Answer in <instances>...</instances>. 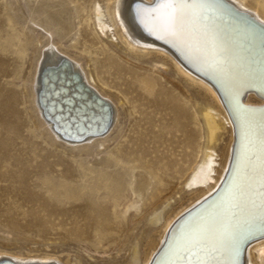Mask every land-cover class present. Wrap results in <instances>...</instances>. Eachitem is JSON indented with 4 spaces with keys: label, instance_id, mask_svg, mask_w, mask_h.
<instances>
[{
    "label": "bare ground",
    "instance_id": "6f19581e",
    "mask_svg": "<svg viewBox=\"0 0 264 264\" xmlns=\"http://www.w3.org/2000/svg\"><path fill=\"white\" fill-rule=\"evenodd\" d=\"M26 3L25 12L20 0H10L5 5L4 29L0 24V80L10 79L7 83L13 87L6 88L0 82V131L7 140L43 127L55 140L100 154L97 190L102 186L108 188L107 184L116 188L121 185L114 167L127 165L136 170L140 180L133 193L137 197L144 194L151 177H157L161 184L200 153L184 183L195 190V197L172 219L164 221L142 264H151L153 259V264H252L254 252L264 264V0H105V7L92 1L88 10L82 0ZM71 3L77 5L74 12ZM147 5L154 7L148 9ZM17 17L23 20L20 29L16 27ZM75 17H80L84 26L79 55H87V62L58 49L56 42L48 41L44 48H39L41 41L23 31L24 24L32 22L46 30L49 38L64 40L73 29ZM89 27L91 31L86 34ZM117 39L124 45V55L113 49ZM29 44H34L35 56L23 68ZM133 45L142 47L139 52L144 56L164 54L165 59H157L154 68L172 66L175 75L199 86L206 96V101L202 100L197 107L201 122L194 107L188 105L189 99L186 100L179 82L170 80L168 87L154 70L125 56ZM171 49L189 67L210 78L217 89L182 64ZM54 69L56 75L61 73L65 78L60 84V78L52 83L59 87L49 104L52 98L46 99L45 94L51 93V89L45 88ZM18 80L22 85L16 89ZM41 80L46 83L44 87ZM106 88L118 91L127 111L126 125L113 138L108 134L115 125L117 106ZM71 89L76 98L68 101L64 98ZM92 95L102 100L104 111L97 107V101L87 102ZM73 99L81 106H68ZM62 106L67 108L65 113H46L51 107L61 110ZM68 109L74 110L77 119L86 115L95 120L93 128L87 130L90 133L70 137L72 129L65 120L60 123L53 119L54 115L68 113ZM163 116L172 120L170 128L177 136L172 142L164 138ZM8 124L13 127L7 129ZM60 128L66 134H61ZM225 132L228 140L219 164L217 149ZM105 181L107 184L101 186ZM43 182L50 190L62 188L66 197L80 192L64 180L54 184L47 175ZM160 213H153L149 222L155 225L161 219ZM49 216L47 220L38 219V223H52ZM255 236L258 237L242 249L244 241ZM138 256L136 245L132 246L126 264H136ZM3 259L20 264H65L47 254L0 253V261Z\"/></svg>",
    "mask_w": 264,
    "mask_h": 264
},
{
    "label": "rangeland",
    "instance_id": "374dc122",
    "mask_svg": "<svg viewBox=\"0 0 264 264\" xmlns=\"http://www.w3.org/2000/svg\"><path fill=\"white\" fill-rule=\"evenodd\" d=\"M9 1L0 0V24L3 29L7 15L5 5ZM82 1L87 10L92 1H99L105 7V0ZM20 3L26 12V0H20ZM76 8L77 5L71 3L73 12ZM15 20L17 29H20L23 20L18 17ZM82 26L80 17H75L73 29L64 40H59L56 36L49 38L46 30L32 22L24 24L23 31L26 35L33 34L41 41L39 48H44L48 41L56 42L54 45L58 49H65L71 57L87 62V55H79L82 49L81 38L84 35ZM90 31L89 27L86 34ZM114 33L118 37L116 28ZM72 43H75V47H71ZM27 48L23 68L35 56L34 44H29ZM123 48L124 45L117 39V46L113 49L124 55ZM140 48L142 49L140 46L130 47L128 55L125 56L135 63H142L147 69L154 70L166 80L168 87L171 81L179 82V88L186 96L184 97L189 99L188 105H192L197 111L198 103L206 101L199 86L191 84L182 75H175L172 66L154 68L153 63L157 59H165L164 54L149 53L144 56L139 52ZM9 80L1 79L0 82L6 88H13L7 83ZM21 85L22 81L18 80L16 89L21 88ZM105 90L116 100L117 118L108 134L109 138H113L126 125L127 111L116 89ZM197 115L201 122L198 111ZM163 122L166 126L163 132L166 142L174 141L177 136L170 128L173 125L172 120L169 116H163ZM110 123L109 120L107 129ZM12 127L11 124L7 125V129ZM2 132L0 131V253L22 256L47 254L65 264H126L130 248L136 245L139 255L136 264H142L144 256L151 253L149 244L159 236L164 221L169 217L172 219L196 195L195 190L185 187L184 183L192 167L198 162L200 153L178 167L175 170L177 173L161 184L157 177H151L144 194L137 197L133 190L140 177L136 170L128 169L127 165L114 167L121 184L119 187L105 181L100 185L106 183L110 188L102 186L97 190L99 153L92 149L81 151L61 140H55L45 133L43 127L35 133L25 131L12 140H7ZM227 140L228 133L225 132L217 149L219 164ZM200 143L203 145L204 137H201ZM219 164L216 165L217 170L220 168ZM88 168L93 170L92 173ZM44 175L54 184L64 180L70 188L80 192L75 197H66L60 187L50 190L43 182ZM130 204L133 206L126 209ZM159 211L161 221L155 225L150 223V217ZM49 215L52 216V223H38V219L47 220ZM95 223L98 226H90ZM252 264H262L256 252L252 256Z\"/></svg>",
    "mask_w": 264,
    "mask_h": 264
},
{
    "label": "water",
    "instance_id": "95a60500",
    "mask_svg": "<svg viewBox=\"0 0 264 264\" xmlns=\"http://www.w3.org/2000/svg\"><path fill=\"white\" fill-rule=\"evenodd\" d=\"M136 5L137 6H139V7H143V4L142 3H139V2H136ZM136 6V7H137ZM147 7H149L148 9H151L152 7H154V5H151V6H149V5H147ZM171 51L174 53V51L171 49ZM176 56H177V54L176 53H174ZM177 58L182 62V64H184L188 69H190L191 71H193L194 73H196L198 76H200L201 78H203L204 80H206V81H208L209 83H211L216 89H217V86L213 83V81L210 79V78H208L207 76H205V75H203L202 73H200V72H198V71H196L195 69H193V68H191V67H189L187 64H185V62L179 57V56H177ZM61 66V65H60ZM58 69H62V68H58ZM54 74H53V77H51L50 79H49V81L50 82H48L49 84H48V86H46V88H45V90H48V89H51V93H49L48 91H46V94H45V98L46 99H50V98H52V100H50L51 102L49 103V104H52L53 103V98L56 96L55 95V93H54V90L56 89V88H58L59 86H57V85H55L56 86V88L54 87V85H52V83H54L56 80H57V78H60L58 81H57V83L58 84H60V82L61 81H63L64 80V76L60 73V74H58V75H56V72H57V69H54V71H52ZM68 79L69 78H67V80H66V82H65V84H67V82H68ZM48 81V80H47ZM41 82H42V87H44V83H45V81L43 82L42 80H41ZM46 84V83H45ZM61 88V87H60ZM43 90H44V88H42ZM85 90L86 91H88L87 93H89V90H88V88H86L85 87ZM250 91H254L253 89H249ZM65 94H67V93H65ZM90 94V93H89ZM221 95V94H220ZM243 96V95H242ZM76 98L75 97V91H73L72 89H71V93H70V95L69 96H67L66 98H64V99H67L68 100V98ZM91 97H93V98H90V99H88V101L87 102H89V100H94L95 102L97 101V107L99 108V109H101L102 111H104L103 110V108H104V103L102 102V100H100V99H98L95 95H92ZM45 98H43V99H45ZM46 99H45V101L43 102V105L44 104H46ZM61 99V98H60ZM63 99V101H62V103H63V105H66L65 104V100ZM85 99V96L84 97H82V99H81V101L82 100H84ZM74 100L75 99H73V103L72 104H67L68 106H70L71 105V107H72V109H75L76 107H75V105L74 104H76V105H78V106H81V102L80 103H77V101L76 102H74ZM69 101V100H68ZM99 102H100V104H99ZM223 103H224V99H223ZM89 104V103H88ZM58 106V104H56V107ZM94 106V105H93ZM88 107L91 109V106L90 105H88ZM97 108V109H98ZM52 109V110H51ZM59 109V108H58ZM72 109H68V113H66V114H63L62 116H58V117H56L57 115H54V117H53V119L55 120V121H58V122H60L61 123V120H65L64 122H65V124H66V126L68 125L69 126V128H71L72 130V132H71V134H69V135H71L70 137H73V135H75V136H79V135H82V136H84V135H86L87 133H90V132H88L89 131V129H90V127H92L95 123V120H93V118H91V119H89L88 117L86 118V115H85V117L84 118H82V120H81V118H76V117H74V113H73V111H72ZM92 110V109H91ZM105 110H106V108H105ZM56 111L58 112H60V111H63V113H65V111H67V108L64 106H62V108H61V110L59 109V110H57V109H53L52 107L50 108V109H48L47 110V112L46 113H49L50 115H52V113H56ZM106 112V111H105ZM72 114V115H71ZM74 114V115H73ZM95 117H97L98 119L100 118L99 117V115H96ZM73 121H76V124L75 123H73ZM99 121V120H98ZM92 125V126H91ZM56 127H60V126H58V125H56ZM74 127H76V129H73ZM82 128V129H81ZM93 128V127H92ZM88 130V131H87ZM61 134H63V133H65L66 134V132H64L65 130H63V128H60V130H58ZM235 146V142H234V145H233V147ZM233 154V153H232ZM231 165H232V159H231V162L229 163V168H228V172H227V174H226V176H225V178H224V181L226 180V178H227V175H228V173H229V171H230V168H231ZM223 181V182H224ZM260 236V235H259ZM258 236H255V237H253V238H249L248 240L246 239V241H244V243H243V245H242V249L245 247V245L247 244V243H249V242H251L252 240H254L255 238H257ZM158 253V252H157ZM153 262H154V259H153V261H151V264H153ZM20 264V263H15L14 261H8V260H5V259H3V260H1L0 261V264ZM25 264H54V263H52V262H49V263H25Z\"/></svg>",
    "mask_w": 264,
    "mask_h": 264
}]
</instances>
